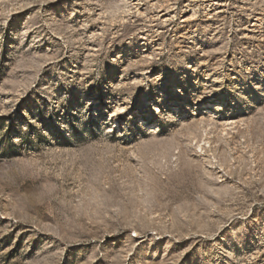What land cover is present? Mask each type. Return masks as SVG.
<instances>
[{
	"label": "rangeland",
	"instance_id": "1",
	"mask_svg": "<svg viewBox=\"0 0 264 264\" xmlns=\"http://www.w3.org/2000/svg\"><path fill=\"white\" fill-rule=\"evenodd\" d=\"M0 264H264V0H0Z\"/></svg>",
	"mask_w": 264,
	"mask_h": 264
}]
</instances>
